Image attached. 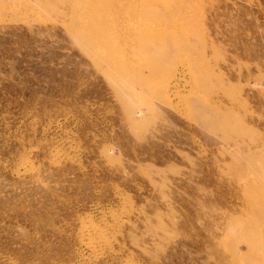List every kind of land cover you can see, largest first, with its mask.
<instances>
[{"label": "rangeland", "instance_id": "obj_1", "mask_svg": "<svg viewBox=\"0 0 264 264\" xmlns=\"http://www.w3.org/2000/svg\"><path fill=\"white\" fill-rule=\"evenodd\" d=\"M0 264H264V0H0Z\"/></svg>", "mask_w": 264, "mask_h": 264}]
</instances>
